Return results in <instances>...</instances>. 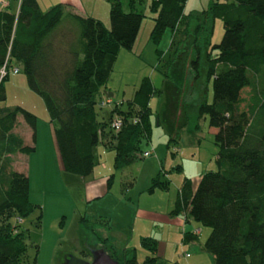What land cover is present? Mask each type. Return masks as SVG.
I'll return each instance as SVG.
<instances>
[{
  "label": "trees",
  "instance_id": "16d2710c",
  "mask_svg": "<svg viewBox=\"0 0 264 264\" xmlns=\"http://www.w3.org/2000/svg\"><path fill=\"white\" fill-rule=\"evenodd\" d=\"M13 1L18 2L17 12L12 3L8 8L0 3V264H28L27 230L21 222L35 206L30 177L14 168L13 156L37 150L38 118L22 106L5 105L4 84L11 71L23 72L30 89L43 98L62 167L81 176L93 172V150L105 137L118 169L145 157L141 143L150 139V101L157 88L150 77L143 78L126 103L117 102L107 117L99 118L97 106L117 56L124 48L133 49L138 39L145 14L137 7L145 0H130L128 12L120 0H111L110 27L64 3L43 11L38 0ZM186 2L151 0L148 7L155 16L150 37L158 43L167 30L176 32L187 19L185 36L165 74L174 81L172 65L182 62L179 95L184 82L189 85V72L194 87L212 80L214 99L204 101L200 113L216 130L218 170L202 174L196 186L185 179L172 213L211 229L203 248L214 264H264V0L212 1L202 12L185 17ZM217 18L224 22V35L213 43ZM4 67L7 75L1 78ZM20 114L33 130V145L14 132ZM116 119L123 121L120 129L113 125ZM165 186L159 173L153 188ZM80 221L97 234L87 215ZM96 236L120 264H140L134 247L127 244L115 255L105 244L108 238ZM142 244L149 255L141 264H161L158 241L146 237Z\"/></svg>",
  "mask_w": 264,
  "mask_h": 264
},
{
  "label": "rangeland",
  "instance_id": "374dc122",
  "mask_svg": "<svg viewBox=\"0 0 264 264\" xmlns=\"http://www.w3.org/2000/svg\"><path fill=\"white\" fill-rule=\"evenodd\" d=\"M61 1L38 0L43 11ZM150 1L138 4L137 8L145 18L133 49L124 48L117 56L108 82V88L115 92L111 97L114 101L104 106L100 102L97 112L100 119L107 117L117 102L126 103L142 79L150 77L157 91L150 101V139L149 142L143 140L141 149L143 152L151 150V156L118 169L115 152L105 137L104 143L93 150L94 170L90 175L68 173L62 167L54 124L43 98L30 89L23 72L11 71L4 84L5 105L12 109L22 106L38 118L37 150L13 156L14 168L30 177V200L35 206L34 212L21 222L22 229L27 230L28 264L91 262L95 250L104 246L96 235L108 238L105 244L115 255L121 254L127 244L134 247L137 263L141 264L149 255L142 244L146 237L171 241V245L181 236L184 227L192 223L206 228V233L211 232L209 227L197 221L191 220L190 224L184 214L172 212L185 179L193 180L196 186L202 174L218 170L216 130L210 127L208 116L200 113L202 103L214 99L213 82L210 80L208 85L197 82L194 87L191 82L193 76L189 72L186 76L189 85L184 82V92L177 95L176 86L183 83L179 69L182 53L178 58L180 63L172 65L174 81L167 77L165 70L169 60L175 58L185 36L183 31L187 19L176 32L167 30L161 41L155 43L150 37L155 16L148 7ZM212 1L218 0H187L185 17L190 12H202ZM120 2L124 11L132 9L130 0ZM0 3L3 8L12 3V10L18 11L17 1L0 0ZM80 3L82 7L87 4L85 0ZM110 10L111 0H99L88 16L96 15L110 27ZM223 35L224 22L217 18L212 42H221ZM122 107L126 110V104ZM17 126L16 131L25 143L33 145V130L22 114L18 117ZM110 131L111 127H108L107 134ZM178 165L180 169H177ZM159 173L168 186L153 188V181ZM84 215L90 218L89 225L95 228L96 235L83 227L80 220Z\"/></svg>",
  "mask_w": 264,
  "mask_h": 264
},
{
  "label": "crops",
  "instance_id": "0c3cea01",
  "mask_svg": "<svg viewBox=\"0 0 264 264\" xmlns=\"http://www.w3.org/2000/svg\"><path fill=\"white\" fill-rule=\"evenodd\" d=\"M81 1L82 0H63L61 3L68 5L74 12L84 16H88V14L91 13V8L93 6L96 7L99 3V0H85L87 4L82 7L83 5H79ZM91 16L97 17L96 15ZM106 91L113 93L112 97L115 96V92H112L111 89L107 88ZM107 92H105L102 100H104L106 96L108 97ZM110 99L112 98L110 97ZM17 127L14 130L16 133ZM187 222L191 224V221L187 220ZM208 236L209 233H206V228L192 223L184 227L183 231H181V236H178L171 245V241L163 242L157 240L158 251L156 254L160 256L161 264H214L213 256L203 248L204 241Z\"/></svg>",
  "mask_w": 264,
  "mask_h": 264
},
{
  "label": "water",
  "instance_id": "95a60500",
  "mask_svg": "<svg viewBox=\"0 0 264 264\" xmlns=\"http://www.w3.org/2000/svg\"><path fill=\"white\" fill-rule=\"evenodd\" d=\"M177 95L178 90H176ZM107 92V91H106ZM171 94V92H170ZM108 97H112L113 93L107 92ZM93 260L91 262L85 263V264H120L119 261L115 258H113L107 249L105 247L97 248L93 255Z\"/></svg>",
  "mask_w": 264,
  "mask_h": 264
},
{
  "label": "built area",
  "instance_id": "2783aa9c",
  "mask_svg": "<svg viewBox=\"0 0 264 264\" xmlns=\"http://www.w3.org/2000/svg\"><path fill=\"white\" fill-rule=\"evenodd\" d=\"M17 72H18V69L17 68L14 69V73H17ZM6 75H7V71H6V68L4 67L1 70V78L4 77V76H6ZM109 103H112V101H111L110 98H108L107 100L106 99L103 100L102 103H101V105L104 106V105L109 104ZM113 125H114V127L116 129H120L122 127V125H123V121L121 119H116L114 121V124ZM143 154H144L145 157H149V156L152 155V151L151 150H147ZM19 220L21 221V218H19Z\"/></svg>",
  "mask_w": 264,
  "mask_h": 264
}]
</instances>
